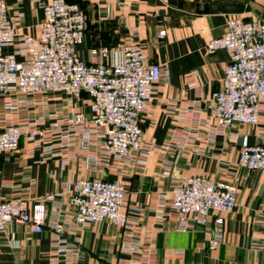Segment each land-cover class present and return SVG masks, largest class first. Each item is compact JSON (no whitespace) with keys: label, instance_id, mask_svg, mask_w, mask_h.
Returning a JSON list of instances; mask_svg holds the SVG:
<instances>
[{"label":"crops","instance_id":"obj_1","mask_svg":"<svg viewBox=\"0 0 264 264\" xmlns=\"http://www.w3.org/2000/svg\"><path fill=\"white\" fill-rule=\"evenodd\" d=\"M67 1L78 3L88 18L83 41L77 46L83 60L117 61L123 44L137 43L149 63L162 64V80L141 116L144 141L151 150L144 165L110 158L93 170L85 154L63 163L62 156L34 148L32 141L22 136L17 150L0 154V198L22 199L31 207L36 197L59 193L63 211L58 217L64 221L70 219L68 199L73 180L101 177L125 185L124 210L135 217L134 226L127 230L104 220L88 223L79 231L68 230L65 236L69 240L80 239V255L71 260L60 257L56 264H120L132 257H148L150 264H264V171L238 163L245 140L256 144L264 139V110L257 124H237L211 136L210 97L223 86L230 55L224 48L210 51L207 47L211 39L224 34L229 16L264 20V0ZM6 3L10 15H22L18 37L37 36L44 20L39 1ZM163 29L166 34L160 37ZM102 47L111 50L106 58L93 54ZM28 99L34 103L5 119L9 113L4 104L9 97L0 96V129L31 119L40 120L38 127L47 128L54 122L67 123L74 105L86 112L89 109L85 100L63 92ZM194 104L202 108L200 121L192 115L182 120V110ZM168 161L172 162L170 175H163ZM194 175L235 184L237 205L230 212H212L206 225L178 230L172 187ZM52 214L41 233L24 224L8 226L7 232L0 234V264H55L49 227ZM216 217L223 218L221 241L211 249L209 239ZM124 242L138 243L141 251H122Z\"/></svg>","mask_w":264,"mask_h":264},{"label":"built area","instance_id":"obj_2","mask_svg":"<svg viewBox=\"0 0 264 264\" xmlns=\"http://www.w3.org/2000/svg\"><path fill=\"white\" fill-rule=\"evenodd\" d=\"M44 12L37 36L18 37L21 13L10 15L6 0H0V96L9 100L4 108L12 114L33 104L28 96L63 92L70 98L85 100L88 111L73 106L67 123L54 122L40 128V120L9 123L0 129V154L15 151L22 136L28 137L34 148L63 157L68 163L85 154L89 168L96 170L110 158L123 162L137 161L144 165L151 150L146 144L141 116L148 110L153 94L164 75L160 63H149L137 43H125L120 59L112 62L83 60L77 46L82 43L88 27L86 12L78 3L67 0H37ZM166 30L159 32L160 37ZM210 51L224 48L230 55L225 65L223 86L212 92L210 116L211 136L226 132L237 124H257L264 110V20H244L229 16L226 31L207 45ZM9 48H13L8 52ZM108 47L93 50L95 56L106 58ZM193 72L191 80H194ZM184 116L200 121L202 108L194 104L183 109ZM167 147V146H165ZM194 151L198 149L193 148ZM239 165L264 171V139L260 143H242ZM172 162L165 164L163 175H170ZM68 199L69 220H60L62 200L59 193L36 197L31 207L22 199L0 198V234L12 224H24L41 233L52 216L51 244L53 263L60 257L71 260L80 255V239L69 240L68 230L79 231L91 222L108 220L127 230L135 217L125 208L126 187L119 180L101 177L77 178L71 182ZM238 187L228 181L194 175L176 181L172 187V207L177 216L178 230L187 231L196 224L206 225L212 212L234 210ZM51 209L53 212H50ZM135 210H133L134 212ZM223 218L216 217L211 249L221 241ZM122 251L136 254L141 246L124 242ZM120 264H150V259L132 257Z\"/></svg>","mask_w":264,"mask_h":264},{"label":"trees","instance_id":"obj_3","mask_svg":"<svg viewBox=\"0 0 264 264\" xmlns=\"http://www.w3.org/2000/svg\"><path fill=\"white\" fill-rule=\"evenodd\" d=\"M84 10V9H83Z\"/></svg>","mask_w":264,"mask_h":264}]
</instances>
